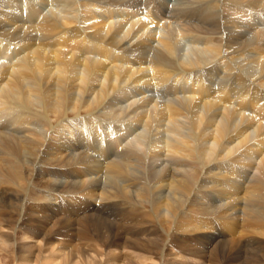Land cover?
I'll use <instances>...</instances> for the list:
<instances>
[{
  "label": "bare ground",
  "instance_id": "6f19581e",
  "mask_svg": "<svg viewBox=\"0 0 264 264\" xmlns=\"http://www.w3.org/2000/svg\"><path fill=\"white\" fill-rule=\"evenodd\" d=\"M57 9L79 12L64 22ZM164 20L189 28L164 29ZM249 53L246 68L235 66ZM148 205L153 219L140 220ZM17 207L31 213L17 215ZM185 213L182 228L203 238L198 258L264 264V0L0 4L5 252L17 240L3 228L21 222L24 239L52 250L71 229L90 242L65 247L77 264L102 263L98 242L156 264L190 244L182 235L172 240L165 225L170 217L179 225ZM237 229L263 239L234 241L228 233ZM33 247L21 246V264L48 253ZM57 256L47 262L59 264Z\"/></svg>",
  "mask_w": 264,
  "mask_h": 264
},
{
  "label": "rangeland",
  "instance_id": "374dc122",
  "mask_svg": "<svg viewBox=\"0 0 264 264\" xmlns=\"http://www.w3.org/2000/svg\"><path fill=\"white\" fill-rule=\"evenodd\" d=\"M6 2V4H7V2L9 3V2H11V0L10 1H8V0H1L0 1V4H2V3H5ZM170 3H172L173 4V1H170ZM170 6V5H169ZM99 7H100V4L99 3H97V2H94L93 4H92V7H90L89 9H93V10H95V11H97V10H99ZM57 11V13H58V15L60 14V16H59V18H61V16H63V18L62 19H64V18H66V20L64 21V22H66V21H72V19H74L75 18V16H72V15H74L75 14V12L77 13V12H79V11H75V9H69L67 12H66V10H63L64 12L62 13V10H59V9H57L56 10ZM69 11H72L73 13H71V12H69ZM59 12H61V13H59ZM65 14L67 15V16H65ZM65 16V17H64ZM73 18H72V17ZM62 19H61V21H62ZM115 23H119V22H121V18L120 17H117V18H115L114 20H113ZM165 23V24H164ZM174 23V24H173ZM168 26L169 24L170 25H177V28L179 27V29H181V27H187V28H189V26H187L185 23H183V22H181V21H176V22H169V20H164L163 21V23H162V26ZM167 24V25H166ZM180 25V26H179ZM89 26H91L90 24L89 25H86V26H84V27H89ZM164 26V27H165ZM168 28V27H167ZM166 27L164 28V29H167ZM93 29V28H92ZM147 32V31H146ZM189 43H191L190 41H188ZM157 43V42H156ZM202 47V46H201ZM200 46L198 47V48H201ZM186 48H188V46H186ZM189 48H191V54H192V56L195 58V56H194V54L195 53H193L192 51L193 50H196L197 48H194V47H189ZM193 49V50H192ZM249 54H251V53H249ZM248 55V54H247ZM246 55H244V57L243 56H241V57H239V59H237V61H236V65L235 66H239V65H237V62L238 63H244V64H242L243 65V68H246L244 65H247V63L245 64V62H246V60H248L249 59V56L250 57H252V54L251 55H248V56H246ZM229 57V56H228ZM243 57V58H242ZM230 58V57H229ZM247 58V59H246ZM239 60V61H238ZM244 60H245V62H244ZM216 61V60H215ZM248 62V61H247ZM241 65V66H242ZM233 71H236V69H234ZM257 77H255V78H253V81L255 82V83H258V85H260V80L258 81V77H259V75H256ZM261 86V85H260ZM250 175H252V174H250ZM249 175V176H250ZM60 179V180H59ZM33 181L36 183V189H41V190H43L42 189V186H40V185H42L43 183L41 182V179L38 177V178H34L33 179ZM61 181H63L62 180V178H58L57 179V181L56 182H61ZM225 181V180H224ZM223 184H227V183H223ZM38 186V187H37ZM34 187V188H35ZM222 185L220 186V187H218L217 188V190L218 189H222ZM227 188H228V186H227ZM220 190H219V192H220ZM226 190H229L230 191V189H226ZM234 191V190H233ZM232 190L230 191V192H232V193H234ZM229 195H231V194H229ZM235 197V198H234ZM238 196L237 195H232V198H231V200L229 201L228 200V203H230V204H232L233 202H235L236 201V199H238L237 198ZM92 202H95L94 200H93V198H92V200H91ZM98 201H100V200H98ZM97 201V204H99V203H102V202H98ZM225 202H227L226 200L225 201H222V202H217V203H225ZM18 205L20 206V202L18 203ZM148 208V209H147ZM195 208H197V207H195ZM151 207L148 205V206H146V208H144L143 209V214H145V213H147V214H145V216L146 215H150L151 214ZM14 211L17 213L18 212V214L17 215H19V214H21L22 216H29V214L31 213L30 211H25L24 213L23 212H20V210H18V207L16 208V209H14ZM147 211V212H146ZM188 212V211H187ZM238 213V212H237ZM237 213H236V219H237V221L239 222V220H241V217H240V213L237 215ZM186 214V213H185ZM194 214V213H193ZM148 215V216H149ZM188 215V213L186 214V215H184V216H187ZM143 217V219L142 218H140V220H143V221H148V220H151V219H153L152 217H151V215L149 216V219H147L148 218V216H146V217ZM183 216V217H184ZM196 216V215H195ZM180 218V221L181 222H179V225L178 224H176L175 223V220L173 219V220H171V217L170 218H168V223H166L165 225H167V229H171L170 231L171 232H169L170 234H172V236H173V238H172V240L174 239L175 240V235H182V236H185V237H187V238H191V242H189L190 244H188L187 243V245H186V248L185 247H183V249H182V251L180 252V254L182 255H180L181 257H179V258H173V257H171V256H166V257H164V258H161V260H158V262H156V264H211V262H212V264H214L215 263V261L213 260H210V259H208L207 257H202L201 256V258H198V257H200L199 255L197 256V255H195L194 253H193V251L194 250H201L202 249V245H201V241L203 242V238H198L197 236V234H190V233H187V229H183V228H185V225H186V222H189L188 220H189V217L187 218V217H184V218ZM190 217H193V216H190ZM198 217H201V215H199ZM239 217V218H238ZM146 218V219H145ZM157 217H154V222H153V224L156 226V224H157V227H162V226H160L159 224H160V220L157 218ZM239 219V220H238ZM157 222V223H156ZM159 222V223H158ZM171 224V225H168V224ZM176 224V225H175ZM2 225H4V224H2V223H0V227L2 226ZM19 225H20V227H19ZM174 225V226H173ZM178 225V226H177ZM170 226H171V228H170ZM173 226V227H172ZM183 227V228H182ZM23 228H24V226L21 224V222H18V225H17V223L15 222V225L12 227V230H11V228H3V230H2V232L3 233H9V234H13V236H14V238H15V240H17V242L15 241V244H14V246L13 245H11V247H13V248H11V247H9L8 249H6V252H5V249L4 248H2V246H1V244H0V263L1 264H21L19 261V255H20V253H19V251H20V248H21V246H35V247H33L32 248V251H37L38 252V249H37V247L39 248L40 247V249L39 250H42L44 253H47V254H43L42 255V257H40V258H37L36 260L37 261H34V263H32L33 261L32 260H30L31 261V264H49L47 261H48V259L50 258V257H52V256H54V255H58L57 257H58V262L57 263H59V264H77L76 262H77V259L75 258V257H73V256H71L72 257V259L71 258H69L68 257V255H69V253H68V251H69V249H65V247L67 246V245H72V248L73 247H75V248H80V247H82L83 245H87L88 246V243H90V242H87V244H86V242L85 241H82V240H80V239H77L76 237H74L75 235L73 234V230L71 229V230H68V231H66L65 232V234H63V236L62 237H60V238H58V239H56V240H60V244L59 245H57L55 248H54V250H52L51 248H50V245H48V246H46L45 245V243H46V241H44L45 243H43V242H40V241H37L36 239H32V238H29V239H24V236H23ZM174 228V229H173ZM21 229V230H20ZM161 229V228H160ZM178 229V230H177ZM173 230H174V232H173ZM175 230H176V234H174L175 233ZM180 230V231H179ZM240 230L241 229H237V231L235 232V234H233V235H231V234H229L228 233V235L231 237V238H233V239H235L234 241H239V242H245L248 238H253V237H257V239H263V237L262 236H258V235H252V233L251 232H249V234H248V232L247 233H245V234H240L239 232H240ZM14 231V232H13ZM183 233H182V232ZM207 233H210V231L209 230H207L206 231ZM75 233V232H74ZM70 235V236H69ZM248 235V236H247ZM252 236V237H251ZM69 239H68V238ZM74 237V238H73ZM262 237V238H261ZM23 238V239H22ZM62 238V239H61ZM71 238H73V239H71ZM197 239H199V240H197ZM202 239V240H201ZM232 239V240H233ZM69 240V243L67 242ZM79 240V241H78ZM264 240V239H263ZM68 244H67V243ZM74 242H75V244H74ZM77 242H79V243H77ZM83 242H85V243H83ZM14 243V242H13ZM43 243V244H42ZM72 243V244H71ZM99 243V248H100V250L101 249H103V251H105L104 252V254H106V255H104L103 256V258H102V263H98L97 261H96V259H95V261H94V263L93 264H141L142 262H144L143 261V258L141 257V256H143L142 254L140 255V256H138L139 255V252H137V251H135L134 252V250H132V249H122L121 247H120V249L118 248L117 250L115 249H113V248H111L110 249V247H108V246H106V245H104V248H102V245H101V243L100 242H98ZM39 244H40V246H39ZM41 244H42V247H41ZM74 244V245H73ZM45 245V246H44ZM77 245V246H76ZM80 245H82V246H80ZM20 246V247H19ZM59 246V247H58ZM16 247V248H15ZM44 248V249H43ZM45 248H49V249H45ZM57 248V249H56ZM64 248V249H63ZM192 248V249H191ZM195 248V249H194ZM36 249V250H35ZM53 251H51V250ZM63 249V250H62ZM15 250H17L16 252H15ZM60 253V254H58V252ZM108 250V251H107ZM123 250V251H122ZM127 250V252H125ZM131 250H132V252H131ZM12 251V252H11ZM14 251V252H13ZM51 251V252H50ZM111 251H112V253H111ZM117 251V252H116ZM37 252H35V253H37ZM107 252V253H106ZM67 253V254H66ZM16 254V255H15ZM51 254H52V256H51ZM127 254V255H126ZM124 255H125V257H124ZM193 255V256H192ZM195 255V256H194ZM47 256H50V257H47ZM61 256V257H60ZM131 256H133L134 257V259H133V257H131ZM139 257V259L137 258V257ZM46 257L48 258V259H46ZM110 257L111 258H113L112 260L110 259ZM127 257V258H126ZM140 257H141V259H142V262L141 263H139L140 261H138V260H141L140 259ZM74 258H75V260H74ZM121 260H120V259ZM131 258H132V261H131ZM126 259V260H125ZM130 259V261L131 262H129L128 260ZM167 259H168V261H167ZM176 259V260H175ZM46 260V261H45ZM163 260L165 261V262H163ZM30 261H29V264H30ZM159 261H161V262H159ZM167 261V262H166ZM170 261V262H169ZM173 261V262H172ZM178 263H177V262ZM124 262V263H123ZM126 262V263H125ZM149 264L150 263H152V262H150V261H147ZM163 262V263H162ZM206 262V263H205ZM145 263V262H144ZM145 264H147V263H145ZM155 264V263H154Z\"/></svg>",
  "mask_w": 264,
  "mask_h": 264
}]
</instances>
